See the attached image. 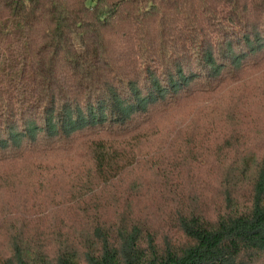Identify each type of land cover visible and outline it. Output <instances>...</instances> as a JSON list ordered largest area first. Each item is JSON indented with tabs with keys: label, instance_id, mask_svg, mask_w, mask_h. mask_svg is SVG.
<instances>
[{
	"label": "trees",
	"instance_id": "obj_1",
	"mask_svg": "<svg viewBox=\"0 0 264 264\" xmlns=\"http://www.w3.org/2000/svg\"><path fill=\"white\" fill-rule=\"evenodd\" d=\"M262 72L264 0H0V194L15 200L0 208V264H264V146L228 158L212 213L199 190L176 193L175 148L147 179L170 200L160 225L107 215L101 195L144 124L198 94L223 123L227 88ZM232 138L213 146L217 164ZM59 151L75 159L54 185Z\"/></svg>",
	"mask_w": 264,
	"mask_h": 264
},
{
	"label": "rangeland",
	"instance_id": "obj_2",
	"mask_svg": "<svg viewBox=\"0 0 264 264\" xmlns=\"http://www.w3.org/2000/svg\"><path fill=\"white\" fill-rule=\"evenodd\" d=\"M258 87H264L263 72L244 90L239 88L235 91L227 88L225 95H223V107L226 111V120L223 123L219 122V117L215 113L221 110L220 105L217 107L216 100L211 97L207 99L206 96L198 94V97L185 98L170 105L163 115L144 124L141 132L145 135L137 142L131 152L134 154L132 164L121 170L116 179L117 182L102 189L101 195L104 202L106 197V201L111 202L105 213L111 214L112 205L116 206L117 211L125 209L132 215L148 216L153 221L154 226L160 225L163 218H166L170 200L165 189L158 183V177L157 179L156 176L154 177L159 185L155 187L154 193H151L154 190L151 184H148L147 179L153 178L156 172L155 157L157 155L166 157L174 148L177 150L174 154V162L178 167L175 171L178 178L176 193L199 190L198 192H202V195L205 196L206 210L212 213L213 204L211 202L212 199L218 201L220 197L218 178L228 158L232 157L235 151L242 147H244L243 151L251 152L252 150L256 151V149L261 151V146H264V91L260 92L261 89ZM214 105H216V109H210L214 108ZM211 129L217 135L211 134ZM225 136L233 138L228 149L224 152H218L223 153L227 159L222 157L223 161L217 164L218 159L215 158L217 151H214L213 146ZM59 153L60 151L53 153L51 154L53 157H50L57 173L52 179L55 182L54 185L60 184L59 176L62 174L60 172L66 171V166L61 167L64 159L66 158V162H68L67 157H69V164L75 159L67 151L63 152L64 154ZM73 163L76 164V161L74 160ZM135 182L144 184L141 187L143 188L142 193L139 192V195L131 199L128 198L124 202V195L128 194V185ZM28 186L30 184L26 183L24 194L32 192L33 188ZM99 191L98 188L96 193L98 194ZM112 193L116 196L114 200L110 199ZM161 193L164 194L161 195ZM9 204H15L14 195L9 196L5 192L1 193L0 208L8 207L10 209ZM13 208L14 206L10 210ZM67 210H61L59 220H62L63 223H67L69 216L70 218L72 216L70 215L71 212ZM40 225L41 227L47 225L45 216L40 219ZM162 232L167 233L169 230L166 227Z\"/></svg>",
	"mask_w": 264,
	"mask_h": 264
}]
</instances>
